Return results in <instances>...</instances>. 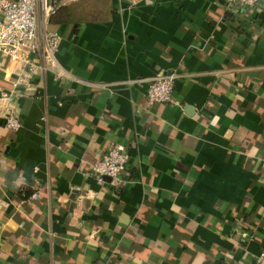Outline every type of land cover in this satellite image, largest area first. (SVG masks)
<instances>
[{"label":"crops","instance_id":"crops-1","mask_svg":"<svg viewBox=\"0 0 264 264\" xmlns=\"http://www.w3.org/2000/svg\"><path fill=\"white\" fill-rule=\"evenodd\" d=\"M47 27L57 65L0 116V264H264V8L79 0ZM161 72L178 104L147 105ZM113 143L118 188L92 175Z\"/></svg>","mask_w":264,"mask_h":264},{"label":"built area","instance_id":"built-area-1","mask_svg":"<svg viewBox=\"0 0 264 264\" xmlns=\"http://www.w3.org/2000/svg\"><path fill=\"white\" fill-rule=\"evenodd\" d=\"M79 0H0V54L8 59L4 68L18 78L10 87L0 90V116L6 127H21L13 105L21 82L57 65V48L60 34L47 27L49 18L62 6ZM228 4L264 8V0H227ZM39 58L40 61H36ZM175 73H158L151 78L138 79L147 83V105L159 103L178 104L173 98ZM43 120H46L43 116ZM131 159L129 149L121 143H113L103 156L93 162L92 175L99 184L118 188L124 182L123 172ZM106 177L110 178L107 181ZM37 193L33 197H37Z\"/></svg>","mask_w":264,"mask_h":264},{"label":"trees","instance_id":"trees-1","mask_svg":"<svg viewBox=\"0 0 264 264\" xmlns=\"http://www.w3.org/2000/svg\"><path fill=\"white\" fill-rule=\"evenodd\" d=\"M67 5H69V4H66V5H62V6H60V7L56 10V12L53 13V14L51 15V17H53L54 15H56L61 9L65 8Z\"/></svg>","mask_w":264,"mask_h":264},{"label":"water","instance_id":"water-1","mask_svg":"<svg viewBox=\"0 0 264 264\" xmlns=\"http://www.w3.org/2000/svg\"><path fill=\"white\" fill-rule=\"evenodd\" d=\"M106 179H107L108 181H110V178H109V177H106ZM73 198H75V196H73Z\"/></svg>","mask_w":264,"mask_h":264}]
</instances>
